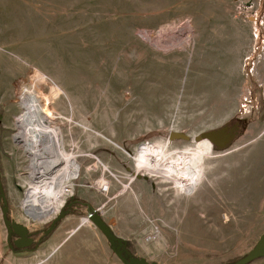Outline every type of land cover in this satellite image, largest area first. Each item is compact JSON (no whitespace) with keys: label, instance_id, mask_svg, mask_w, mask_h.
Wrapping results in <instances>:
<instances>
[{"label":"rangeland","instance_id":"obj_1","mask_svg":"<svg viewBox=\"0 0 264 264\" xmlns=\"http://www.w3.org/2000/svg\"><path fill=\"white\" fill-rule=\"evenodd\" d=\"M21 96L73 157L60 180L72 192L46 219L23 207L39 183L14 138ZM229 125L237 135L224 149L193 138ZM153 149L155 167H141ZM0 205V264H229L248 254L264 233V0H0ZM5 209L35 240L64 217L14 253Z\"/></svg>","mask_w":264,"mask_h":264},{"label":"bare ground","instance_id":"obj_2","mask_svg":"<svg viewBox=\"0 0 264 264\" xmlns=\"http://www.w3.org/2000/svg\"><path fill=\"white\" fill-rule=\"evenodd\" d=\"M20 103L23 113L16 119L20 131L15 134L14 138L27 152L31 177L39 183L29 188L23 207L31 218L46 219L58 211L56 203L68 187L60 180L73 173V157L62 154L59 131L46 120L45 110L30 96H21ZM142 151L145 157L138 158L137 163L141 167L146 166L152 170L155 167V157L158 155L157 149L146 153ZM59 165L60 168L55 171V175L50 176L51 171ZM102 167L105 169L104 166ZM137 170L139 171V168Z\"/></svg>","mask_w":264,"mask_h":264},{"label":"water","instance_id":"obj_3","mask_svg":"<svg viewBox=\"0 0 264 264\" xmlns=\"http://www.w3.org/2000/svg\"><path fill=\"white\" fill-rule=\"evenodd\" d=\"M224 126L219 129H214L210 130L207 132H203L199 134L197 137H193L196 142L202 141V140H208L214 147L217 149H224L228 145L231 144L233 141L231 137L232 136V131L229 130ZM169 140H188V136L184 134H179L176 132H170L168 134ZM2 191V189H1ZM2 202L4 205L7 204V199L4 194H2ZM3 215V222L6 224L8 232L11 233L13 236L16 238V244L22 249L29 251L28 248L33 244V240L30 237H27V229L26 227L20 225V224H15L13 223L9 217L7 210H3L2 212ZM64 217V212L59 213L49 224V227L45 231L44 235L45 236H50V234L55 230L57 223ZM92 220L98 225L99 229L111 240L114 242L118 243L119 239L115 238L112 236L110 233L108 227L104 223V221L100 218V216L96 213V211H92L91 214ZM38 244H41V239L37 241ZM120 245V243H119ZM255 247L244 257L240 258V260L236 264H249L250 262L258 259V258H263L264 257V233L260 237L259 241L257 242ZM123 258V257H122ZM137 264H149L145 262L144 260H139L136 262Z\"/></svg>","mask_w":264,"mask_h":264},{"label":"trees","instance_id":"obj_4","mask_svg":"<svg viewBox=\"0 0 264 264\" xmlns=\"http://www.w3.org/2000/svg\"><path fill=\"white\" fill-rule=\"evenodd\" d=\"M1 187H2V185H1ZM3 190H4V189H3ZM4 195H5V197H6L5 192H4ZM48 237H49V236H44V237L42 238V240H41V243H42L43 241H45ZM118 243H120L119 253H120V256H121V257L127 256V255H128L129 257H132V256L134 255V253H133V251H132V249H131V245H130L129 243L124 242V241H119ZM33 248H34V247H33ZM11 251L14 252V253H19V252H21V251H23V250H16V249H14V248L11 247ZM239 260H240V259H236V260L230 262L229 264H236Z\"/></svg>","mask_w":264,"mask_h":264},{"label":"built area","instance_id":"obj_5","mask_svg":"<svg viewBox=\"0 0 264 264\" xmlns=\"http://www.w3.org/2000/svg\"><path fill=\"white\" fill-rule=\"evenodd\" d=\"M99 181V180H98ZM98 181L96 182L97 183V185H96V189H97V191L98 192H101V193H103V194H106L107 193V191H108V188H109V184L107 183V182H99L98 183ZM72 192V184H70V186H68V187H66L65 188V191H64V193L61 195L62 197L64 196V197H66L67 196V194L69 193V192ZM70 192V193H71ZM60 196V197H61ZM64 197H63V199H64ZM62 203H64V201L62 202Z\"/></svg>","mask_w":264,"mask_h":264},{"label":"flooded vegetation","instance_id":"obj_6","mask_svg":"<svg viewBox=\"0 0 264 264\" xmlns=\"http://www.w3.org/2000/svg\"><path fill=\"white\" fill-rule=\"evenodd\" d=\"M225 127L228 129L227 131H229V130L232 131V136L231 137H233L232 139H235L236 138V135H237V128H236V126H234V125L233 126H230L229 125V126H225ZM27 237H30L33 240V242H32L33 244L29 248H31L32 246L34 247L35 242L37 243V241L39 240V237L35 240V238L33 237V235H29Z\"/></svg>","mask_w":264,"mask_h":264},{"label":"crops","instance_id":"obj_7","mask_svg":"<svg viewBox=\"0 0 264 264\" xmlns=\"http://www.w3.org/2000/svg\"><path fill=\"white\" fill-rule=\"evenodd\" d=\"M204 173V172H203ZM79 203H83V205L86 203V202H81V201H78V200H75V206H78ZM74 206V205H73ZM70 209L72 210L73 207L71 206ZM0 210H1V205H0ZM96 210V209H94ZM98 210V209H97ZM82 225V224H81ZM80 226V225H79ZM43 243V242H42Z\"/></svg>","mask_w":264,"mask_h":264}]
</instances>
